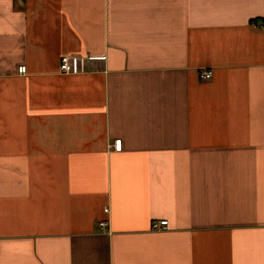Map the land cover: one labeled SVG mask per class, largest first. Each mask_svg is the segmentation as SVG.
<instances>
[{"label":"crops","instance_id":"1","mask_svg":"<svg viewBox=\"0 0 264 264\" xmlns=\"http://www.w3.org/2000/svg\"><path fill=\"white\" fill-rule=\"evenodd\" d=\"M0 264H264V0H0Z\"/></svg>","mask_w":264,"mask_h":264},{"label":"built area","instance_id":"2","mask_svg":"<svg viewBox=\"0 0 264 264\" xmlns=\"http://www.w3.org/2000/svg\"><path fill=\"white\" fill-rule=\"evenodd\" d=\"M105 56H90V55H63L60 57L59 61V72L61 74H72L76 75L79 73H84L87 70L88 65L94 61H104ZM19 74L26 73V67L20 66L18 68ZM211 78V72L209 70H202L200 72V79L204 81H208ZM113 148L115 151H120L121 142L119 140H115L113 142ZM104 213L108 214V208L104 209ZM167 221L160 220L154 222L152 224V229L154 230H166L167 229ZM98 227L102 233H109L108 222L101 221L98 223Z\"/></svg>","mask_w":264,"mask_h":264}]
</instances>
